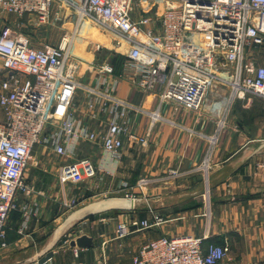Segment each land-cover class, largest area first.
I'll return each instance as SVG.
<instances>
[{
	"label": "built area",
	"instance_id": "built-area-1",
	"mask_svg": "<svg viewBox=\"0 0 264 264\" xmlns=\"http://www.w3.org/2000/svg\"><path fill=\"white\" fill-rule=\"evenodd\" d=\"M134 0H0V12L18 19L26 18L35 27L62 28L55 45L34 48L28 37L0 24V248L8 246L5 225L15 208L18 193L30 195L25 172L34 146L50 144L60 158L68 157L81 141L96 142L97 134L76 122L69 106L79 90L86 89L81 79L86 72L111 74L112 67H98L95 57L124 52L127 63L139 67L134 85L145 93L156 92L160 102H171L197 111L212 88L228 90L226 104L244 100L247 95L264 99V65L251 51L264 48V0H164L157 19L144 13L135 17ZM1 23V22H0ZM160 27L157 33L151 25ZM105 33L104 43L93 39L92 32ZM89 32L87 37L84 34ZM110 36H109V35ZM107 42V43H106ZM255 57V58H254ZM94 94V90L87 89ZM89 110L101 114L105 104ZM116 103L115 107H121ZM226 114L228 113L225 112ZM118 117L123 112L118 113ZM225 114V115H226ZM49 123L59 125L48 136ZM123 129L110 121L101 136L105 154L117 156L123 149ZM129 141L144 144L130 135ZM210 145L198 167L207 173ZM87 160L60 165V185L79 184L94 176ZM168 169L162 181L180 177ZM154 180L141 177L135 187L143 191ZM125 197L134 198L130 194ZM77 198L64 201L71 210ZM133 222L137 231L159 226L153 216ZM24 227L18 230L22 234ZM124 225L117 235H124ZM206 237L190 235L162 237L142 246L131 264H221L228 246L212 242L203 247ZM69 239L63 241L67 245ZM33 264H45L37 260ZM98 264H107L102 258Z\"/></svg>",
	"mask_w": 264,
	"mask_h": 264
},
{
	"label": "crops",
	"instance_id": "crops-1",
	"mask_svg": "<svg viewBox=\"0 0 264 264\" xmlns=\"http://www.w3.org/2000/svg\"><path fill=\"white\" fill-rule=\"evenodd\" d=\"M151 26L160 32L158 24ZM91 53L98 67L108 64L112 73L86 72L81 79L86 89L76 93L68 112L98 138L93 143L79 142L58 163L49 165L38 159L34 167L36 175L29 180L25 176L34 191L30 195L20 192L15 197V208L5 225L8 246L0 248V264H14L38 252L44 240L70 213L89 204L90 201L81 200L90 189L74 197L65 189L53 194L34 188L35 180L49 178L44 173L57 180L60 165L83 159L94 169L95 174L89 179L92 183L122 193L110 197L130 194L135 199L148 200L153 210L141 202L133 211L117 210L91 216L69 233L72 237L90 236L92 246L70 248L63 243L67 237H63L39 259L45 264H98L102 258L107 264H131L132 257L148 242L185 235L206 237L203 247L209 242L227 245L228 254L221 264H264V151L243 161L251 145L264 140L259 136L263 134L264 115H235L233 105L243 100L228 106V90L220 87L206 93L197 111L160 102L156 92L145 93L134 85L139 67L129 65L124 52ZM86 99H92L95 107L105 104V112L94 115L97 113L89 110ZM117 101L122 103L121 107H115ZM231 109L232 115H225ZM120 111L123 115L118 117ZM113 120L123 129L124 146L117 156L105 154L100 140ZM130 135L144 139L145 143L129 141ZM212 138L216 141L205 174L198 167L206 157ZM168 169L182 175L162 181ZM141 177L154 180L143 191L135 187ZM206 179L208 191L204 185ZM73 197L79 202L77 207L61 212L60 206ZM153 216L162 220L159 226L140 231L133 226L135 221L152 222ZM118 225L125 227L121 237L116 233ZM21 226L24 229L19 234Z\"/></svg>",
	"mask_w": 264,
	"mask_h": 264
},
{
	"label": "rangeland",
	"instance_id": "rangeland-1",
	"mask_svg": "<svg viewBox=\"0 0 264 264\" xmlns=\"http://www.w3.org/2000/svg\"><path fill=\"white\" fill-rule=\"evenodd\" d=\"M133 3H134L133 11L138 17L143 15L144 13H147L148 15L153 16L154 20H158L157 14L163 9L164 0H134ZM159 4H161V6ZM0 22L1 25L2 24L7 25L17 33L28 37L31 46L34 48H41L45 45H55L58 42L60 36L62 35V28L59 25H55V26L45 25V26L35 27L33 24H30L26 18L18 19L4 12H0ZM102 34L103 36H105V33ZM84 35L88 37L90 33L86 32ZM251 54L252 56L254 55L256 57L259 64L264 65V48L251 51ZM1 77H2V73L0 72V80ZM220 88L223 89V87ZM89 102L94 103L92 99L91 100L86 99L85 103H89ZM232 108L233 111L235 110V115H264V100H262L260 97L247 95V97L243 101L235 103ZM94 115H100V114L97 113ZM226 115H232V109H231V113L229 114L227 113ZM99 123H100L99 120H97L98 125ZM256 126L259 127L260 125L257 124ZM58 128L59 125H55V123H49L46 127L45 133L48 136H50L51 134H54L58 130ZM259 129L261 128L259 127ZM261 132H263V134L259 136L264 137V128L263 130H261ZM36 148H38L39 151L36 152ZM38 159L40 161L47 162V164L49 165H52L53 163H58L60 161V157L53 152L50 144H45L42 143L41 141L40 143L34 146L31 152V159L28 162V166L25 172V176H27L26 179L28 180L32 179L33 175H36V173L34 172V167ZM44 174L46 175V177L49 178L42 181L35 180L34 182L35 190H45L49 193L57 194L59 193L58 191L65 189L66 192H70L72 193V195H74V197H76L77 195L80 194V192L82 191L85 192L90 189L89 191L91 192L87 194L86 197H84V199L81 200L85 203H87L88 201L93 202L102 198L110 197L111 195L112 196L122 195V193L119 190H115V188L113 191H109L108 189L106 190L101 186L92 183V180L90 181L89 179H85L82 183L79 184L60 185L58 183V180L52 177L51 174L49 173H44ZM89 191H87V193ZM68 201L69 199L67 200V202ZM60 208L62 209L61 212H65V210H67V208H65L63 205L60 206Z\"/></svg>",
	"mask_w": 264,
	"mask_h": 264
},
{
	"label": "water",
	"instance_id": "water-1",
	"mask_svg": "<svg viewBox=\"0 0 264 264\" xmlns=\"http://www.w3.org/2000/svg\"><path fill=\"white\" fill-rule=\"evenodd\" d=\"M261 151H264V140L254 142L251 145V148L247 152L246 156L243 158V161L245 162L250 157ZM204 185L206 191H208L209 186L207 179ZM141 202L146 205L148 210L150 211L153 210L148 200L143 201L140 199L129 198V197H110L82 206L79 209L70 213L65 218L63 223L60 224L51 233V235L44 240L38 252L34 253L26 260L18 261L15 262L14 264L35 263L37 260L42 258L47 252H49L57 244V242L63 237L69 238L67 246H69L70 248H89L92 246V238L90 236L84 234H78V236L74 235L72 237V234L69 233L79 222L91 216L101 214L104 212L117 211V210L133 211Z\"/></svg>",
	"mask_w": 264,
	"mask_h": 264
},
{
	"label": "bare ground",
	"instance_id": "bare-ground-1",
	"mask_svg": "<svg viewBox=\"0 0 264 264\" xmlns=\"http://www.w3.org/2000/svg\"><path fill=\"white\" fill-rule=\"evenodd\" d=\"M92 36H93V39L96 40V41H99V42H102L104 43L105 40L107 39L106 37H101L100 33L96 30H93L92 32ZM109 35V34H108ZM110 36V35H109ZM107 43V42H106ZM216 139H213L212 140V143H215Z\"/></svg>",
	"mask_w": 264,
	"mask_h": 264
}]
</instances>
